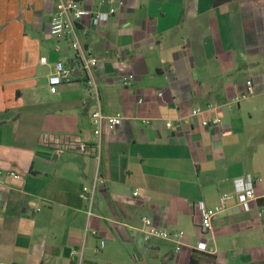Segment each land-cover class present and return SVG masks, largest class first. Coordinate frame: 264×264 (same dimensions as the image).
Segmentation results:
<instances>
[{
  "label": "crops",
  "instance_id": "obj_1",
  "mask_svg": "<svg viewBox=\"0 0 264 264\" xmlns=\"http://www.w3.org/2000/svg\"><path fill=\"white\" fill-rule=\"evenodd\" d=\"M81 1L95 12L111 0ZM216 1L114 0L106 22L83 19L85 46L100 59L103 110L123 116L103 132L97 159L92 147L57 157L43 141H97L94 90L79 70L49 90L53 64L73 56L67 40L50 34L53 3L0 0V264H77L70 250L79 246L84 264H189L193 249L215 254L216 264H264V215L230 200L206 233L195 216L197 202L215 209L247 173L264 195V0ZM124 63L135 77L129 85L118 80ZM249 85L255 94L228 108ZM210 104L221 106L222 125L189 116ZM97 171L106 181L88 221L81 191ZM142 216L182 230L181 248L145 240L136 231Z\"/></svg>",
  "mask_w": 264,
  "mask_h": 264
},
{
  "label": "built area",
  "instance_id": "obj_2",
  "mask_svg": "<svg viewBox=\"0 0 264 264\" xmlns=\"http://www.w3.org/2000/svg\"><path fill=\"white\" fill-rule=\"evenodd\" d=\"M53 3L54 10L50 21V34L57 39H65L68 41L73 52L72 62L67 63L64 60H57L49 73L47 80L49 90L56 93L58 87L64 83H71L76 79V70L83 76L85 81L93 88L96 101V109L92 113L94 123L93 133L97 137V141L93 145H89L80 135L70 134H48L43 136V141H47L52 145L53 151L57 157H62L68 152L76 151L86 153L90 147L93 148L95 156L100 159L102 134L105 131H111L120 126L123 122L121 113L107 114L102 107L99 86L95 78V71L99 66L100 59L93 54L85 46V38L88 34V29L83 25L85 17H92L96 24L106 22L116 11L114 0L110 1V6L105 10L92 11L82 4L81 0H49ZM102 0L101 2H103ZM121 4V3H120ZM40 62L47 64L48 60L45 56L40 58ZM123 63V62H122ZM120 68L118 80L123 85H129L134 80V74L131 69L125 64ZM255 94V89L249 85L243 92L235 95L226 106L231 108L234 104ZM162 95V92H159ZM142 101V99H139ZM221 106L208 105L206 107H192L189 112L190 117H200V124L206 126H220L223 124L220 115ZM184 116L179 119L182 121ZM184 121V120H183ZM168 127L172 126V122H166ZM8 174L15 178H22L21 174L16 171H9ZM106 179L97 171L94 177L92 186H83L81 197L86 203V215L88 221L95 216L94 212V197L98 185H103ZM259 179L251 173H247L235 179L234 191L221 195L218 206L208 208L203 201L196 204V213L200 218V228L203 232H211L213 229V219L215 216L225 211L228 208V201L234 200L235 204L245 212H255L257 217L264 215V206L260 205L257 194V183ZM3 185H0V190ZM134 195H138V190L134 191ZM264 196V195H263ZM3 204L0 196V206ZM41 207H36L35 211L39 212ZM141 225L136 228V231L143 235L145 240L151 238H163L173 240L177 244V249H180L183 244L184 232L182 230H169L161 227L149 216H142ZM92 233H96L92 230ZM105 246L103 240L100 241L97 250ZM70 256L77 260V264H84V247H74L70 250Z\"/></svg>",
  "mask_w": 264,
  "mask_h": 264
},
{
  "label": "trees",
  "instance_id": "obj_3",
  "mask_svg": "<svg viewBox=\"0 0 264 264\" xmlns=\"http://www.w3.org/2000/svg\"><path fill=\"white\" fill-rule=\"evenodd\" d=\"M258 202L260 205L264 206V196H261ZM189 264H216V255L200 249H193Z\"/></svg>",
  "mask_w": 264,
  "mask_h": 264
},
{
  "label": "rangeland",
  "instance_id": "obj_4",
  "mask_svg": "<svg viewBox=\"0 0 264 264\" xmlns=\"http://www.w3.org/2000/svg\"><path fill=\"white\" fill-rule=\"evenodd\" d=\"M263 220H264V218H263Z\"/></svg>",
  "mask_w": 264,
  "mask_h": 264
}]
</instances>
